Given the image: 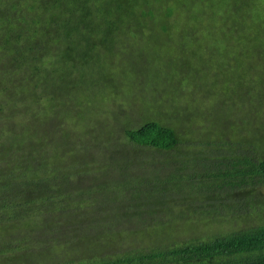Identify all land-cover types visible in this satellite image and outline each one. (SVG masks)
Instances as JSON below:
<instances>
[{
  "label": "trees",
  "instance_id": "16d2710c",
  "mask_svg": "<svg viewBox=\"0 0 264 264\" xmlns=\"http://www.w3.org/2000/svg\"><path fill=\"white\" fill-rule=\"evenodd\" d=\"M208 53L227 70L264 65V0H0V220L63 214L67 202L101 194L110 168L166 170L160 157L185 146L181 125L201 135L191 117L205 105L185 96L196 85H181ZM202 145L187 147L195 164L212 148ZM242 165L216 174L223 183L202 199L264 201V134L249 135ZM252 219L249 229L164 245L150 258L264 264V216Z\"/></svg>",
  "mask_w": 264,
  "mask_h": 264
},
{
  "label": "rangeland",
  "instance_id": "374dc122",
  "mask_svg": "<svg viewBox=\"0 0 264 264\" xmlns=\"http://www.w3.org/2000/svg\"><path fill=\"white\" fill-rule=\"evenodd\" d=\"M221 61L222 57L208 53L193 76L184 79L183 89L190 83L197 86L186 92V98L205 105L192 111L196 119L191 117L201 135L189 136L188 126L181 125L186 143L177 156L160 157L166 170L157 172L143 166L110 168L100 180L101 194L87 193L82 199L67 202V207H60L63 214L0 220V264H183L186 260L173 255L163 259L150 256L163 251L164 245L172 247L192 238L208 241L212 236L255 226L252 218L264 216V201L250 202L241 194L220 204L201 197L223 183L222 178H215L216 174L226 169L242 170L249 135L257 138L264 134L262 120L253 125L255 129L251 127V132L248 128L249 121L264 116V65L256 60L255 70L235 71L225 69ZM253 109L258 113H250ZM193 144L212 147L196 164L187 148ZM208 149L205 145L204 150ZM131 157H116L110 163L120 162L118 166H122ZM177 163L186 169L173 173L170 167ZM216 164L221 167L211 169ZM158 178L167 184L156 181ZM165 189L171 195L159 198ZM247 219L251 221L238 227L229 224Z\"/></svg>",
  "mask_w": 264,
  "mask_h": 264
}]
</instances>
